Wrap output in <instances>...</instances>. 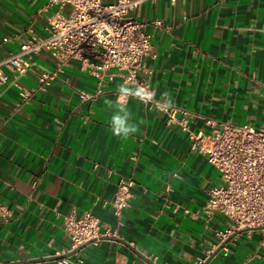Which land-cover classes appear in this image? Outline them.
<instances>
[{
  "label": "crops",
  "instance_id": "1",
  "mask_svg": "<svg viewBox=\"0 0 264 264\" xmlns=\"http://www.w3.org/2000/svg\"><path fill=\"white\" fill-rule=\"evenodd\" d=\"M47 1L0 0V58L29 28L48 35L56 9ZM131 15L152 37L155 56L144 58L140 78L157 100L194 113L196 130H210L207 120L216 130L264 125V0H156ZM7 36L15 40L3 43ZM54 69L49 54L35 55L21 83L33 90L36 75ZM107 74L113 79L96 95L97 74L71 61L20 107L19 91L0 87V264H61L53 258L69 250L71 212L93 214L111 237L68 264H204L222 244L228 220L202 213L216 168L119 74ZM115 115L137 131L115 135ZM121 180L134 186L119 217L111 201ZM208 264H264V230L232 238Z\"/></svg>",
  "mask_w": 264,
  "mask_h": 264
},
{
  "label": "built area",
  "instance_id": "2",
  "mask_svg": "<svg viewBox=\"0 0 264 264\" xmlns=\"http://www.w3.org/2000/svg\"><path fill=\"white\" fill-rule=\"evenodd\" d=\"M156 0H48L47 8H55L48 18V35L35 34L28 29L29 37L21 40L19 49L0 58V87L16 88L20 103H28L37 91H46L65 66L77 61L81 70L97 74L96 95L105 87V78L114 70L126 86L135 88L133 94L149 108L163 113L167 123L177 126L190 143V149L207 158L219 174V183L208 191L202 213L207 217L220 215L228 220V229L218 233L223 243L232 234L253 229L264 230V125H233L207 120L210 130H196L192 123L196 117L191 111L157 100L147 83L140 78L144 58L154 55L148 24L131 14L146 2ZM71 7L70 13L64 8ZM160 23H157L159 25ZM20 37L17 36V39ZM14 37H4L3 43L13 42ZM42 53L55 60V69L36 75L37 86L25 88L21 81L32 68V58ZM83 99L93 96L81 92ZM132 180H121L111 201L114 214L121 216L133 198ZM186 214L189 210H184ZM64 231L69 238V250L74 251L88 242L98 245L109 232H103L100 220L89 212L78 215L71 212L64 219ZM61 255V254H58ZM61 264H68L62 259ZM197 264H203L198 262Z\"/></svg>",
  "mask_w": 264,
  "mask_h": 264
},
{
  "label": "water",
  "instance_id": "3",
  "mask_svg": "<svg viewBox=\"0 0 264 264\" xmlns=\"http://www.w3.org/2000/svg\"><path fill=\"white\" fill-rule=\"evenodd\" d=\"M262 229H263V228H256V229H253V230H262ZM247 231H248V230H241V231H238V232L232 234L230 237H228V238H227V239H226V240H225V241L219 246V248H218L216 251L213 252L212 256H210V257L208 258V260H207L204 264H208V262H209V261H210L215 255H217V254L221 251V249H222L225 245H227L228 242H229L232 238L236 237V236L239 235V234L245 233V232H247ZM116 241H118V242H122V243L128 245V244H127L126 242H124V241H121V240H118V239H116ZM91 243H92V242H88V243L84 244L83 246H81L80 248H78V249H76V250H74V251L68 252L67 254L58 255V256H56V257L53 258V259H55V260H62V259L70 258V257H72L73 255L79 253L84 247L90 245ZM40 261H44V260H35V261H32V262L37 263V262H40ZM24 263H28V262H22V264H24ZM16 264H17V263H16ZM19 264H21V263H19Z\"/></svg>",
  "mask_w": 264,
  "mask_h": 264
},
{
  "label": "clouds",
  "instance_id": "4",
  "mask_svg": "<svg viewBox=\"0 0 264 264\" xmlns=\"http://www.w3.org/2000/svg\"><path fill=\"white\" fill-rule=\"evenodd\" d=\"M113 122V131L117 136H127L130 133H134L137 131V128L133 125H127L125 118H122L119 115H115L112 117Z\"/></svg>",
  "mask_w": 264,
  "mask_h": 264
},
{
  "label": "rangeland",
  "instance_id": "5",
  "mask_svg": "<svg viewBox=\"0 0 264 264\" xmlns=\"http://www.w3.org/2000/svg\"><path fill=\"white\" fill-rule=\"evenodd\" d=\"M104 2H108V0H103Z\"/></svg>",
  "mask_w": 264,
  "mask_h": 264
}]
</instances>
